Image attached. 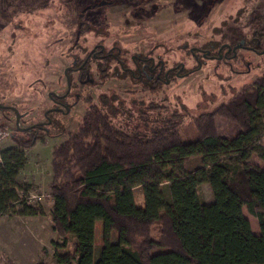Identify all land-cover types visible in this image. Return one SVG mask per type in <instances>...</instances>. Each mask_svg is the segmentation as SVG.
<instances>
[{
	"label": "rangeland",
	"instance_id": "rangeland-1",
	"mask_svg": "<svg viewBox=\"0 0 264 264\" xmlns=\"http://www.w3.org/2000/svg\"><path fill=\"white\" fill-rule=\"evenodd\" d=\"M253 30L262 33L259 47H264V0H0V104L16 107L19 114L16 123L14 110H0V152L15 146L13 133L47 120L43 114L54 105L51 97L67 89V73L71 85L65 99L69 109L49 113L52 123L44 124V138L23 150L24 165L16 176L19 195L40 211L0 213V264H56L57 255L71 251L72 237L67 236L62 245L52 226L50 162L53 147L77 129L89 103L125 129L143 130L139 111L144 108L151 106L145 109L151 119L156 109L160 114L176 111L181 116V137L192 139L195 116L226 102L264 72V56L247 48H239L225 60L204 59L198 48L212 51L221 42L233 43L239 35L248 37ZM98 43L106 51L113 46L127 66H132V55L142 53L165 66L176 64L180 75L169 74L170 81L156 84L152 92L126 75L112 74L102 80L96 70L98 61L90 62L88 79L69 70L74 59H84ZM114 67L110 63V69ZM216 123L226 136L235 133L228 122L218 118ZM183 163L191 171L200 165V157H186ZM250 163L263 164L255 154ZM162 190L167 195L166 184ZM198 193L202 201H212L208 184H202ZM133 197L135 205H144L140 187L133 190ZM244 212L258 232L256 220ZM157 236L154 223L152 237ZM111 240H116L114 234ZM101 244L97 221L94 259Z\"/></svg>",
	"mask_w": 264,
	"mask_h": 264
},
{
	"label": "trees",
	"instance_id": "trees-1",
	"mask_svg": "<svg viewBox=\"0 0 264 264\" xmlns=\"http://www.w3.org/2000/svg\"><path fill=\"white\" fill-rule=\"evenodd\" d=\"M262 36L253 30L241 37L254 45ZM85 58L84 73L91 61L97 62ZM84 59L74 60L78 65ZM96 66L102 80L126 74L117 64L110 69L107 60ZM156 84L147 81L144 87L154 92ZM4 106L0 110H14ZM148 108L139 111L143 130L125 129L89 103L77 129L53 147L48 185L52 226L62 245L72 237L71 251L57 255L56 264H264V72L226 102L195 116L192 139L181 137L178 112L160 114L156 109L151 119ZM218 118L233 126L232 136L218 130ZM51 123L13 133L15 146L0 152V213H39L20 197L16 176L24 165L23 150L41 141L44 124ZM253 154L262 166L250 163ZM193 156L200 157V165L187 171L183 160ZM202 184L210 187L212 201L201 200ZM137 187L143 206L134 203ZM244 211L256 220L258 232ZM97 221L102 244L94 259Z\"/></svg>",
	"mask_w": 264,
	"mask_h": 264
},
{
	"label": "flooded vegetation",
	"instance_id": "flooded-vegetation-1",
	"mask_svg": "<svg viewBox=\"0 0 264 264\" xmlns=\"http://www.w3.org/2000/svg\"><path fill=\"white\" fill-rule=\"evenodd\" d=\"M242 42V43H241ZM241 43V44H240ZM239 44V46H238ZM260 43L256 42L254 45H250L248 43H245V38L239 37L236 41L233 43L224 42L220 43L216 49L209 50L207 48L200 47L198 48V52L200 53L201 57L204 59H214V60H225L232 56H235V53H237V50L239 48H247L248 50H251L257 54H260L264 56V47H259ZM113 46L109 47V50L106 51L105 46L102 43L95 44L91 50L86 54L87 57H93L94 60L99 61L100 63L105 62L106 60L110 63L117 64L122 71H124L126 76H129L137 83L146 85L147 81H156L158 83L160 82H166L168 83L170 81L169 74L173 75H180L179 72L181 69L179 66H176V64L172 66H165L163 64V61L159 59H155V57L150 56H144L141 54H135L132 55L130 60L132 61V66H127L122 62V60L119 59L118 55L113 52ZM198 60V58H196ZM87 58L83 60L80 64L76 65V61H72V66L68 67L70 71L72 72H78L79 74L85 75V77L88 79L87 75L89 73V69L83 72L81 69L86 65ZM90 66V63H89ZM68 76H66V81H68V86L63 95H55L51 97V100L53 101V106L47 109L44 112V117L47 119L43 123H50L51 119L48 116L51 112H59L64 113L66 112L65 109L68 108L65 99L69 96V91L71 85L69 84ZM107 80V79H106ZM152 85L151 87H153ZM78 97V96H76ZM64 107V110L63 108ZM6 107V106H5Z\"/></svg>",
	"mask_w": 264,
	"mask_h": 264
},
{
	"label": "water",
	"instance_id": "water-1",
	"mask_svg": "<svg viewBox=\"0 0 264 264\" xmlns=\"http://www.w3.org/2000/svg\"><path fill=\"white\" fill-rule=\"evenodd\" d=\"M242 43V42H241ZM240 43V44H241ZM238 46H239V44H238ZM66 72V71H65ZM0 107L2 108V107H5L4 105H2V104H0ZM13 109H14V111H15V114H16V123H18L17 121H18V117H19V114H18V111L13 107ZM69 108H67L66 109V111L68 110ZM23 129V128H22ZM21 130V129H20Z\"/></svg>",
	"mask_w": 264,
	"mask_h": 264
},
{
	"label": "crops",
	"instance_id": "crops-1",
	"mask_svg": "<svg viewBox=\"0 0 264 264\" xmlns=\"http://www.w3.org/2000/svg\"><path fill=\"white\" fill-rule=\"evenodd\" d=\"M96 223V222H95Z\"/></svg>",
	"mask_w": 264,
	"mask_h": 264
}]
</instances>
